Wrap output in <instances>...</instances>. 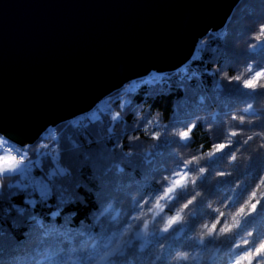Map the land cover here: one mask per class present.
Here are the masks:
<instances>
[{
	"label": "snow or ice",
	"instance_id": "snow-or-ice-1",
	"mask_svg": "<svg viewBox=\"0 0 264 264\" xmlns=\"http://www.w3.org/2000/svg\"><path fill=\"white\" fill-rule=\"evenodd\" d=\"M203 6L211 7L212 0ZM233 20L234 27L214 34L217 46L206 61L205 33L194 45L200 57L182 62L172 74L152 72L140 81L166 78L182 89L178 118L163 134L146 117L135 128L128 126L123 110L136 111L131 100L121 103L120 111L100 102L68 122L74 129L68 137L46 129L47 135L30 139L0 118V264H264V195H258L264 191V111L254 107L264 97V0L248 4ZM204 22L194 15L190 27ZM237 41L245 42L243 50H237ZM241 57L252 61L247 64L251 75L243 80L230 74ZM207 101L222 111L205 123L222 125L223 117L239 122L223 142L213 143L208 167L224 156L237 162L241 148L248 153L243 176L250 183L232 192L233 206L243 200L238 211L243 223L223 239L218 233L226 224L217 233L219 218L206 238L194 235L207 215L195 197L189 198L185 184L193 183L189 172L195 169L189 166L196 156L184 162L186 171L164 175V165L176 159L173 149L190 142ZM240 103L246 106L241 109ZM136 132L154 143L145 147ZM216 152L222 156L213 158ZM220 175L231 176L223 170ZM200 180L204 183V176ZM190 206L186 220L182 209ZM242 234L250 239L237 240Z\"/></svg>",
	"mask_w": 264,
	"mask_h": 264
},
{
	"label": "water",
	"instance_id": "water-1",
	"mask_svg": "<svg viewBox=\"0 0 264 264\" xmlns=\"http://www.w3.org/2000/svg\"><path fill=\"white\" fill-rule=\"evenodd\" d=\"M240 1L0 0V118L42 138L132 81L175 72ZM194 15L205 22L193 30Z\"/></svg>",
	"mask_w": 264,
	"mask_h": 264
},
{
	"label": "trees",
	"instance_id": "trees-1",
	"mask_svg": "<svg viewBox=\"0 0 264 264\" xmlns=\"http://www.w3.org/2000/svg\"><path fill=\"white\" fill-rule=\"evenodd\" d=\"M258 2V0H243L236 11L233 13L229 23L225 29H230L234 27L233 16H239L242 14L246 6L250 3ZM207 44V52L204 53V59L207 60V57L212 55V49H214L217 45L215 43L214 36H210ZM244 41H237V50H243L245 48ZM201 56V52L196 50V54L194 58H198ZM252 63V61L247 60L245 57H241L238 63H234L231 69V75H239L241 80L247 79L251 73L247 70V64ZM254 70L256 67L254 65ZM193 86H195V81L192 82ZM131 92H126V90H120L115 92L109 97V104L113 111H120L119 105L121 103H126L127 101H133V105L136 111H128L127 109L123 110V114L125 115V120L130 128H135L136 124L142 123L141 117H146L149 120H153L154 123L159 125V129L163 134L165 130V126H170V122L174 123L178 118L177 105L182 102V89H179L176 85V81L174 80L171 85L168 84L167 79L165 78L162 82H157L155 84H141L137 82L133 85L129 86ZM240 88L243 89V84H240ZM244 92H247V89H243ZM246 105L244 103H240L238 105L239 108H243ZM254 107L258 111H264V97H258L254 102ZM207 110L199 111L198 115L200 117V124L193 132L190 134L191 140L186 147H175L173 152L176 156V159L169 160L164 167H167L168 171L164 172V175L170 176L174 170H179L180 172H184L187 169L184 167V162L187 160H191L193 156L207 157V153L213 152L214 142H223L224 138L227 135L228 129L231 127H235L238 124V121H230L228 118L223 117V124L216 123L214 126H210L205 123V121L212 120L213 117H218V114L221 113V107L213 103L212 101L206 102ZM226 110V109H225ZM80 117L78 120H80ZM186 119H191V117H187ZM82 123H87L86 120H82ZM149 127V132H151L152 127ZM54 133L60 135L61 137L73 136L74 129L68 127V124L59 126ZM130 135L132 133H129ZM136 135H141L142 140L141 143L147 147L154 141H151L150 137L147 134H143L142 132H136ZM217 137H220V140H217ZM235 139V138H233ZM243 137H241V140ZM49 144L52 142L48 141ZM50 144V145H51ZM255 147V145H253ZM176 148H179V154L176 152ZM222 156L221 152H216L215 157L219 158ZM226 156L223 159L218 160L216 167L210 168L211 171L204 174L205 182L201 183V180L196 182V185H192L189 181H185L187 188H195L196 190H203L204 195L202 197L197 198V202L199 203L200 208H203L207 215H204L200 218L199 223L203 222L206 219H217L219 218L221 223L217 225V233L219 228L223 227L224 224L228 222L229 217L227 213H235L239 211L241 204H243V200L240 203L233 206V194L231 193L228 199H224L223 205L219 202L217 203V207L225 208V215L220 216L219 213L214 212L211 209H206V201L211 199H219L218 194L221 192V189L233 185L234 181L243 185L245 183H250L249 180H246L243 176V171L245 169V165L248 159V153H245L241 148L237 152V162H232L231 164H227ZM209 159L201 160L200 166L208 167ZM189 167L195 169L197 167L196 164H192ZM217 170H227L233 172L234 175L230 177H218L215 181L211 180L212 172ZM193 172H189V176L191 177ZM261 175H264L262 173ZM176 178V177H173ZM243 183H240V181ZM258 183V180L256 181ZM166 186V182H165ZM252 188L255 187L254 184L251 185ZM238 190V189H236ZM258 195H264V191L258 190ZM147 210V209H146ZM192 206L189 209H186V212L191 211ZM197 213H199V208L196 209ZM198 223V224H199ZM197 224V226H198ZM236 231V230H234ZM223 239V238H221ZM240 237H237L239 240ZM219 243V241H216ZM182 264H190V262H182Z\"/></svg>",
	"mask_w": 264,
	"mask_h": 264
},
{
	"label": "clouds",
	"instance_id": "clouds-1",
	"mask_svg": "<svg viewBox=\"0 0 264 264\" xmlns=\"http://www.w3.org/2000/svg\"><path fill=\"white\" fill-rule=\"evenodd\" d=\"M176 152L177 154H179V148H176ZM208 158L209 156L207 157L197 156L196 160L191 161L192 164L197 165V167L193 171V175L190 177L191 181L193 182L191 183L192 185H196V182L200 180V178L204 176L205 173L211 171L209 167L200 166V161L208 159ZM226 160H227V164L232 163L230 158L227 157ZM201 168L204 169V172H201ZM223 171L225 174L230 173L231 175H234L233 172H230L227 170H223ZM220 173H221V170L212 172L211 180L215 181L218 177H221ZM240 183H243V181L241 180ZM238 185L240 184L234 181L233 185H230L228 187L221 189V192L218 194L219 199H211V200L206 201V209H211L216 213H219V214L222 213L223 215H225L226 214L225 208L217 207V203L219 202L221 205H223L224 199H228L231 193L233 192V190L236 189ZM187 191L189 193L190 199L192 197H195V199L197 200L198 197H202L204 195V191L202 189L196 190L195 188H187ZM182 214H184V218L186 220L190 218L186 210L182 209ZM227 216L229 217V219L225 225L224 231H221L218 233V236L220 238H223L225 232H235L234 230H237L239 226L243 223L242 215L239 212H235L234 214L227 213ZM213 223H214L213 219H206L203 222L199 223L198 226H196V232L194 233V235L201 237V238H206L208 235L211 234ZM240 239H250V237H248L246 234H242L240 236Z\"/></svg>",
	"mask_w": 264,
	"mask_h": 264
},
{
	"label": "bare ground",
	"instance_id": "bare-ground-1",
	"mask_svg": "<svg viewBox=\"0 0 264 264\" xmlns=\"http://www.w3.org/2000/svg\"><path fill=\"white\" fill-rule=\"evenodd\" d=\"M242 1H243V0H241V1L239 2L238 6L234 9L233 13H234V12L236 11V9L239 7V5L242 3ZM233 13L231 14V16H230V18L228 19L227 23H229V21H230L232 15H233ZM227 23L225 24V26H224L222 29H225V28H226ZM220 30H221V29H220ZM220 30H219V31H220ZM216 32H218V31H215V32H209V33L206 34V36H204L203 38H204L205 40H207L210 36H214V34H215ZM196 50H197V49H196ZM195 54H196V53H195ZM195 54H194V56H193L191 59H194ZM172 73H174V72H172ZM172 73H169V74H172ZM148 78H149V75H147V76H145V77H143V78H140V79H138V80L132 81V82H130V84H128V85L125 87V89H123V90H128V89H130V88H129L130 85H133V84H135V83H137V82H140L142 79H148ZM155 83H157V82H155ZM155 83H152V84H155ZM150 85H151V84H150ZM105 100L109 101V96L104 97L102 100H100V101L97 103V105H98L100 102L105 101ZM97 105H96V106H97ZM93 110H95V108H94ZM93 110H92V111H93ZM84 116H85V115H84ZM81 117H83V116H81ZM79 118H80V117L75 118V119L78 120ZM72 120H73V119H72ZM69 121H71V120H69ZM69 121L64 122L63 124L61 123L59 126H61V125H66V124H68ZM59 126H58V127H59ZM58 127H57V128H58ZM57 128H55V129H57ZM49 129H51V128H49ZM45 135H47L46 132L42 134V137L45 136Z\"/></svg>",
	"mask_w": 264,
	"mask_h": 264
},
{
	"label": "rangeland",
	"instance_id": "rangeland-1",
	"mask_svg": "<svg viewBox=\"0 0 264 264\" xmlns=\"http://www.w3.org/2000/svg\"><path fill=\"white\" fill-rule=\"evenodd\" d=\"M195 53H196V51H195ZM126 86H127V85H126ZM126 86H124L123 89H125ZM123 89H122V90H123ZM50 144H51V143H50Z\"/></svg>",
	"mask_w": 264,
	"mask_h": 264
}]
</instances>
